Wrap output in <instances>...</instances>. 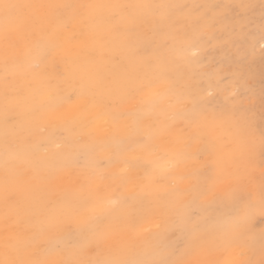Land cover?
Returning <instances> with one entry per match:
<instances>
[{"label": "rangeland", "instance_id": "374dc122", "mask_svg": "<svg viewBox=\"0 0 264 264\" xmlns=\"http://www.w3.org/2000/svg\"><path fill=\"white\" fill-rule=\"evenodd\" d=\"M9 2L181 7L159 10L169 17L162 30L153 31L152 17H148L127 35H115L87 19L88 9L62 10L66 26L60 29L48 63L25 74L13 73L10 62L7 90L15 119L7 125L0 34V258L5 236L30 235L37 219L31 213L39 209L38 218L51 226L43 242L24 258L55 264L61 256L46 254L48 242L75 234L77 229V223L63 222L64 206L86 199L98 215L104 207L110 209L103 224L128 222L135 230L101 229L103 235L80 254L84 260L97 258V253L108 255L131 240L135 252L147 248L148 255L138 258L179 259L183 264H264V212L258 200L264 185V0ZM31 26L25 24L24 29ZM165 41L166 47H158ZM132 50L137 54L132 55ZM22 53L23 46L17 60L23 59ZM145 64L151 65L155 87L128 99L129 88L143 84ZM69 68L75 74L72 88L66 89L73 93L72 102L59 104L57 98L55 104L50 103V86L61 83L63 87ZM155 93L164 94L161 102H152ZM177 98L182 102L175 104ZM170 101L174 108L168 107ZM41 105L46 106L41 122L44 131L25 118V113ZM201 109L209 148L199 160H190L182 154V139L191 130L194 110ZM163 110L169 115L180 112L185 118L173 121ZM85 152L87 161L81 156ZM237 158L238 168L232 163ZM95 160L104 166L94 167ZM200 168L210 170L214 188L207 197L208 207L193 212L188 207L190 197L181 193L204 178L183 177ZM241 187L257 194L243 249L228 248L209 235L202 249L169 255L187 234L178 223L180 215L196 234L209 231L207 217L224 211L219 197ZM85 214L84 218L90 213Z\"/></svg>", "mask_w": 264, "mask_h": 264}, {"label": "snow or ice", "instance_id": "6c2138e0", "mask_svg": "<svg viewBox=\"0 0 264 264\" xmlns=\"http://www.w3.org/2000/svg\"><path fill=\"white\" fill-rule=\"evenodd\" d=\"M181 6L170 5H133L126 3H108V4H88V5H67V4H20L12 3L9 0H0V34L4 41V67H5V123L10 124L15 116L10 108V101L7 90V75L11 62V71L23 72L25 74L34 73L45 63L47 57L57 47L59 32L62 26H66L63 19V11L71 8H82L90 10L87 19L103 26L106 30L115 35L130 34L137 25L146 23L148 17H152L151 27L153 31L162 30L168 23L169 17L161 9L179 8ZM148 10V11H143ZM39 12V15H35ZM30 23L31 28L25 30L24 25ZM23 46L22 60H17V51ZM167 42H161L158 47H166ZM136 55V51H131ZM151 65L145 64L142 68L141 79L142 86H131L128 91V99H135L145 88L152 89L156 81L151 79ZM75 74L71 68L67 75L62 78V83L51 85L49 95L50 103L55 104L58 98L59 104L71 103L73 93L67 92L73 86ZM164 94L155 93L152 102H161ZM182 98H177L175 104L181 103ZM57 104L56 106H59ZM175 104L169 102L168 107L174 108ZM46 106L41 105L33 107L27 113L25 118L36 123L41 131L45 128L42 125V115ZM162 114L175 121L182 120L185 117L180 112H172L170 115L167 110ZM206 124L203 110H194L191 118V130L183 137L184 146L183 155L190 160H199L202 155L207 154L209 144L204 135L203 128ZM261 146L264 147V136L261 137ZM105 147V146H102ZM88 153H82V158L87 161ZM96 168H102L104 162L95 160L92 162ZM232 163L238 168L240 160L237 158ZM193 175L203 177L204 180L198 185H190L181 193L183 196L190 197L188 207L195 210L206 209L208 207L207 197L213 191L214 184L210 170L203 168L194 170L183 179L190 180ZM257 194L241 187L236 190L228 191L219 197V202L224 211L217 216L207 217L210 225L209 231H203L196 234L188 229L185 224V217L180 215L178 223L183 227L187 234L185 237L169 251L170 256H176L178 252H191L202 249L207 243L209 235L213 240H219L221 244L232 249H243L247 240V223L252 216V207L256 203ZM260 209L264 212V185L258 193ZM115 203V202H112ZM66 214L63 222L77 223L75 234H68L54 242H48L44 249L47 255H59L61 259L55 264H183L179 259H148L138 258L147 256V248L142 252H135L133 241L122 243L118 248L108 255L97 253V258L84 260L81 253L85 247H89L93 240L99 239L103 232L101 229L121 230L129 229L134 231V224L124 222L113 224H103L104 216L111 215L110 209L103 208V214L98 215L94 207H89L86 199H79L65 204ZM90 213L84 218L85 212ZM37 217L35 223L31 226L34 230L30 235L22 236L18 233L6 235L2 246V258L0 264H50L47 259H25L24 257L31 248L37 247L43 242L47 227L51 226L43 220H40V210L37 209L31 213ZM241 264L246 262L241 261Z\"/></svg>", "mask_w": 264, "mask_h": 264}, {"label": "bare ground", "instance_id": "6f19581e", "mask_svg": "<svg viewBox=\"0 0 264 264\" xmlns=\"http://www.w3.org/2000/svg\"><path fill=\"white\" fill-rule=\"evenodd\" d=\"M113 1H114V0H113ZM21 2H22V1H21ZM57 2H58V1H57ZM75 2H76V1H75ZM78 2H79V1H78ZM78 2H77V3H78ZM54 3H55V2H54ZM58 3H59V2H58ZM66 3H67V2H66ZM66 3H65V4H66ZM31 4H32V3H31ZM60 4H61V3H60ZM82 5H83V4H82ZM76 9H77V8H75V10H76ZM79 10H80V9H79ZM64 15H65V14H64ZM76 17H77V16H76ZM85 33H86V34H84V35H85L86 37H88L89 32L86 30ZM89 36H90V35H89ZM2 38H3V37H2ZM49 57H50V56H49ZM49 57H48V58H49ZM0 60H1V59H0ZM49 60H50V59H49ZM49 60H48V61H49ZM46 62H47V61H46ZM1 63H2V62H1ZM47 63H48V62H47ZM47 63H45V64H47ZM0 73H1V72H0ZM2 74H3V73H2ZM37 86H38V85H37ZM33 89H34V88H33ZM44 90H45V89H44ZM30 91H31V90H30ZM103 119H104V118H103ZM101 122H102V121H101ZM30 124H31V123H30ZM106 124H107V123H106ZM22 128H23V127H22ZM2 131H3V130H2ZM7 131H8V130H7ZM16 132H17V131H16ZM21 132H22V131H21ZM21 132H20V135H21ZM17 136H18V134H17ZM28 136H29V135H28ZM1 137H2V135H0V139H1ZM19 137L22 138L23 136H22V137L19 136ZM150 137H151V136H150ZM26 138H28L27 135H26L25 139H26ZM3 139H4V141H6L5 138H2V140H3ZM0 141H1V140H0ZM16 141H17V139H15V143H16ZM19 141H21V140H19ZM22 141H23V140H22ZM22 141H21V143H22ZM6 142H7V141H6ZM6 142H5V143H6ZM9 142H10V141H9ZM17 142H18V141H17ZM10 143H11V142H10ZM12 143H13V142H12ZM19 144H20V143H19ZM4 145H5V144H4ZM20 145H21V144H20ZM51 145H52V144H51ZM5 146H6V145H5ZM5 146H4V147H5ZM7 146H10V144L8 143ZM7 146H6V149L8 148ZM40 148H41V147H40ZM50 148H51V147H50ZM1 149H3V147H2ZM4 149H5V148H4ZM8 149H9V148H8ZM42 151H43V150H42ZM165 151H166V150H165ZM165 151H164V152H165ZM37 152H38V150H37ZM4 153H5V152H4ZM166 153H167V152H166ZM180 154H181V153H180ZM182 154H183V152H182ZM161 155H162V154H160V156H161ZM5 157H6V156H5ZM161 157H162V156H161ZM175 157H176V156H175ZM179 158H180V157H179ZM16 160H17V159H16ZM179 160H180V159H179ZM19 161H20V160H19ZM170 161H171V159H170ZM175 161H176V159H175ZM2 162H3V161H2ZM80 163H81V162H80ZM82 163H83V162H82ZM82 165H83V164H82ZM82 167H83V166H82ZM88 167H89V166H88ZM75 176H76V175H75ZM77 176H78V175H77ZM15 177H17V176H15ZM84 177H86V176H83V178H84ZM80 178H81V177H80ZM86 179H88V178H86ZM86 179H85V180H86ZM80 180H83V179H80ZM8 187H9V186H8ZM5 189H6V188H5ZM8 189H9V188H8ZM8 189H6V190H8ZM22 189H24V188H22ZM16 190H17V189H16ZM12 191H14V190H12ZM23 191H24V190H23ZM4 192H6V191H4ZM21 192H22V190H21ZM26 192H28V191H26ZM8 193H10V190H8ZM8 193H7V194H8ZM22 193H23V192H22ZM90 200H91V198H90ZM87 202H88V200H87ZM93 202H94V200H93ZM94 203H95V202H94ZM28 207H29V204H28ZM94 207H95V206H94ZM158 208H159V207H158ZM85 215H86V214H85ZM87 215H88V214H87ZM1 217H2V216H1ZM155 217H156V216H155ZM148 224H149V223H148ZM151 224H152V223H151ZM144 226H145V225H144ZM141 228H142V227H141ZM0 230H1V229H0ZM142 230H143V229H142ZM1 231H2V230H1ZM4 231H5V230H4ZM60 231H61V230H60ZM60 231H59V232H60ZM143 231H145V230H143ZM12 232H13V230H12ZM60 233H61V232H60ZM99 244H100V243H99ZM43 246H44V244H43ZM92 246H93V245H92ZM35 249H36V247H35ZM40 249H41V248H40ZM37 250H39V249H37ZM35 251H36V250H35ZM35 251H34V253H35ZM233 253H234V252H233ZM55 255H56V254H55ZM28 256H29V255H28ZM57 256H58V255H57ZM90 258H91V257H90ZM59 259H60V258H59ZM228 259H229V258H228ZM228 259H227V260H228ZM56 260H58V259H56ZM227 262H228V261H227Z\"/></svg>", "mask_w": 264, "mask_h": 264}]
</instances>
